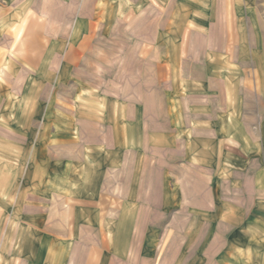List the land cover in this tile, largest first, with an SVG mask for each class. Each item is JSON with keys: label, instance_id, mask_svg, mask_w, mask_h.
Wrapping results in <instances>:
<instances>
[{"label": "crops", "instance_id": "0c3cea01", "mask_svg": "<svg viewBox=\"0 0 264 264\" xmlns=\"http://www.w3.org/2000/svg\"><path fill=\"white\" fill-rule=\"evenodd\" d=\"M189 1L0 0V264H264V68Z\"/></svg>", "mask_w": 264, "mask_h": 264}, {"label": "rangeland", "instance_id": "374dc122", "mask_svg": "<svg viewBox=\"0 0 264 264\" xmlns=\"http://www.w3.org/2000/svg\"><path fill=\"white\" fill-rule=\"evenodd\" d=\"M182 1V0H179ZM214 1V0H212ZM218 2L221 3V5H228L229 4V0H216ZM248 1V0H247ZM186 2V1H184ZM189 2H192V0H190ZM201 0H194L193 6H190L189 4H187L186 7H189V9H183L180 7L179 10H177V14L178 16V21L179 24L177 26L173 27V32L179 33V36L182 32V29L184 28H195V29H202L205 28V26H203V23H205V18L203 16V14L205 13H210L216 12L219 16V21L218 24L219 27H221V31L224 34H228V33H232L233 32V28H234V33L235 34H241L242 35V39H243V49H248L247 51H245L248 54V51L250 50H254V57H247L245 56L243 58V66H246L249 64L253 65V66H259L260 69L264 68V0H256L255 2L259 3V10L255 9V10H250V7L246 4V0L245 2V8L243 9V11H232V10H228L227 9H220V10H216L214 11V9L210 6V4H206L205 5V11L202 9L203 5L201 6L200 4ZM228 4H225V3ZM192 5V4H191ZM258 5V4H257ZM185 7V8H186ZM248 7V8H247ZM240 13L239 15H242L239 17L240 21H241V25L239 26H234L233 23H236V19H234L232 17V15H236ZM192 18H194V21H192ZM188 22V26L185 25L184 22ZM240 21H237L240 23ZM192 22V23H189ZM193 22L195 23V25L193 24ZM197 24V25H196ZM202 25V26H201ZM234 26V27H233ZM218 28V27H217ZM125 29L124 31H126L125 33L130 34L131 36H135L137 34V29L138 27H136L134 29V26H125L121 28L120 32ZM194 31V29H193ZM239 32V33H238ZM240 36V35H239ZM250 38H254L255 42H250L248 39ZM130 44V45H129ZM135 44L137 45V42H126V46H130L129 48H131V46L135 47ZM111 45H116V46H121L119 49L121 50L120 52L122 53L121 57L127 56L126 51L124 52L123 48L125 46V43L121 42H112ZM142 45V43H141ZM123 47V48H122ZM136 51H141V47L140 45H138V47L136 48ZM133 50V49H132ZM120 57V58H121ZM197 57V56H196ZM125 59V58H124ZM215 60V66L217 67H221V68H225L226 66L228 67L230 64L227 60L224 59L223 56H215L213 58ZM121 60V59H120ZM191 60V59H189ZM203 60V59H202ZM57 70V69H56ZM121 74V73H120ZM121 77V76H120ZM43 75H38L35 76V81L36 82H43ZM51 80L52 82H54L55 84L57 83V81L59 80V74L58 72L52 73L51 74ZM259 80V79H258ZM38 92V91H36ZM50 97L52 100H55L56 98L60 97L58 94V89L56 87V85H54L51 90H50ZM74 99V94H73V98L71 99V102H67L68 104H72V106L70 108H68V110H70L71 112H74L75 106L73 105V100ZM88 103L91 102L90 99H88L87 101ZM92 103V102H91ZM90 105V103L88 104ZM85 109V108H84ZM86 112H88V114L91 112L90 110L85 109ZM90 157V155H88ZM123 174V170H119L116 169L115 171H112L111 173V178H110V183L109 185H107V183L105 182L104 185L98 187L99 188V192H102L103 194L106 195V193H111L113 194V196L115 197V199L118 201H116L114 203V206L117 208H120L122 202L121 200L123 199V185H122V175ZM78 192H83V193H87L89 189L88 186H83V187H77Z\"/></svg>", "mask_w": 264, "mask_h": 264}]
</instances>
